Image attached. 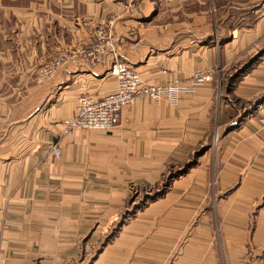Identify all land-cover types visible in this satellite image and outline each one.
<instances>
[{
    "label": "crops",
    "instance_id": "crops-1",
    "mask_svg": "<svg viewBox=\"0 0 264 264\" xmlns=\"http://www.w3.org/2000/svg\"><path fill=\"white\" fill-rule=\"evenodd\" d=\"M210 2L0 0V262L264 264V0L253 22ZM108 28L144 82L187 90L67 132L82 95L118 87L110 50L86 59Z\"/></svg>",
    "mask_w": 264,
    "mask_h": 264
},
{
    "label": "built area",
    "instance_id": "built-area-1",
    "mask_svg": "<svg viewBox=\"0 0 264 264\" xmlns=\"http://www.w3.org/2000/svg\"><path fill=\"white\" fill-rule=\"evenodd\" d=\"M107 50H110L116 59L112 71L117 79L118 87L116 91L101 98L92 94L82 95L79 98L77 113L73 118L65 121L67 132H72L75 129L110 130L116 126L122 108L139 101L145 95H150L156 102L172 101L177 94L187 90L188 86L178 79L164 80L153 85L144 82L139 72L118 60L119 53L109 28L105 32V39L100 42L99 48L92 50L86 59L93 67L97 68L103 64ZM62 62V58H59L47 68L42 69L40 75L44 76L41 77L44 79L53 77ZM168 73L167 69H162L163 76ZM212 77V72L206 75L197 73L194 75L193 81L198 82ZM53 152L59 156L61 149L55 145ZM0 264L9 263L1 262Z\"/></svg>",
    "mask_w": 264,
    "mask_h": 264
},
{
    "label": "rangeland",
    "instance_id": "rangeland-1",
    "mask_svg": "<svg viewBox=\"0 0 264 264\" xmlns=\"http://www.w3.org/2000/svg\"><path fill=\"white\" fill-rule=\"evenodd\" d=\"M212 1V3H216V5H217V7H224V11L226 12V9H227V7H250L251 9H250V13H249V15H248V18H249V21H251V22H253V21H255V20H257L258 18H259V15H261V13L260 12H254V11H256L257 10V8L258 7H261L262 5H263V2H262V0H211ZM136 6V5H135ZM134 6V7H135ZM194 6V4H193V2H191V1H188L187 2V5H186V7H193ZM208 7H211V2H210V0H208V4L206 5V4H202V8H203V10H204V8L205 9H207ZM231 13H233V14H235L234 13V9H232L231 10ZM237 14H239V16L240 15H242V11L241 10H239L238 11V13ZM208 16H209V14H208ZM211 16H212V14H210V18H211ZM208 20H209V18H208ZM236 21V19L234 20V22ZM231 23H233V21L231 22ZM261 52H264V41H262L257 47H255L254 48V50H253V55H252V57H254L253 59H256V61H255V63L252 65V66H254V65H256V64H258L259 62H260V60H262V55H264V53L261 55ZM116 60V59H115ZM118 60L119 61H121L119 58H118ZM117 60V61H118ZM115 63H116V61H115ZM115 65V64H114ZM114 67V66H113ZM113 72V71H112ZM227 70L225 69L224 70V75L225 74H227ZM41 76H44V75H39V79H41V80H47V79H49V78H46V79H44V77H41ZM116 78V77H115ZM224 78H226V76H224ZM143 79V78H142ZM117 80V79H116ZM227 85H226V81H222V87H226ZM261 100H257V101H251V103H250V105H248V107H249V109H247V113L249 112V111H251V110H253V109H255L256 107H257V105H258V103L260 102ZM1 263V262H0Z\"/></svg>",
    "mask_w": 264,
    "mask_h": 264
},
{
    "label": "water",
    "instance_id": "water-1",
    "mask_svg": "<svg viewBox=\"0 0 264 264\" xmlns=\"http://www.w3.org/2000/svg\"><path fill=\"white\" fill-rule=\"evenodd\" d=\"M263 53H264V52H261V55H262ZM254 60L256 61V59H253V63L255 62Z\"/></svg>",
    "mask_w": 264,
    "mask_h": 264
},
{
    "label": "bare ground",
    "instance_id": "bare-ground-1",
    "mask_svg": "<svg viewBox=\"0 0 264 264\" xmlns=\"http://www.w3.org/2000/svg\"><path fill=\"white\" fill-rule=\"evenodd\" d=\"M67 125V123H65Z\"/></svg>",
    "mask_w": 264,
    "mask_h": 264
}]
</instances>
